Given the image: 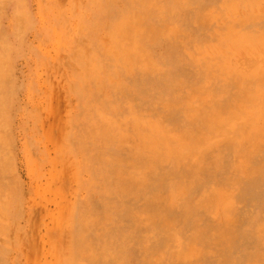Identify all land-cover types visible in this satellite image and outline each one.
Segmentation results:
<instances>
[{
	"label": "rangeland",
	"instance_id": "1",
	"mask_svg": "<svg viewBox=\"0 0 264 264\" xmlns=\"http://www.w3.org/2000/svg\"><path fill=\"white\" fill-rule=\"evenodd\" d=\"M0 264H264V0H0Z\"/></svg>",
	"mask_w": 264,
	"mask_h": 264
},
{
	"label": "bare ground",
	"instance_id": "2",
	"mask_svg": "<svg viewBox=\"0 0 264 264\" xmlns=\"http://www.w3.org/2000/svg\"><path fill=\"white\" fill-rule=\"evenodd\" d=\"M251 58H252V57H251ZM251 58H250V59H251ZM252 63H257V62L255 61V62H252ZM251 66H252V64H251Z\"/></svg>",
	"mask_w": 264,
	"mask_h": 264
}]
</instances>
